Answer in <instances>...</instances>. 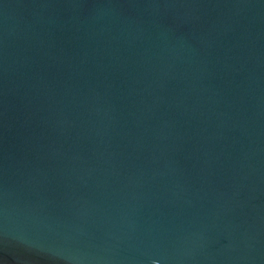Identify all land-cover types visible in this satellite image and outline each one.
<instances>
[{"label":"water","instance_id":"95a60500","mask_svg":"<svg viewBox=\"0 0 264 264\" xmlns=\"http://www.w3.org/2000/svg\"><path fill=\"white\" fill-rule=\"evenodd\" d=\"M0 264H264V0H0Z\"/></svg>","mask_w":264,"mask_h":264}]
</instances>
